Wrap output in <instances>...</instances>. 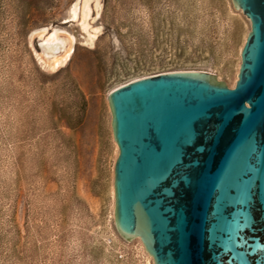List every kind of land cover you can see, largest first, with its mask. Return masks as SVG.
I'll return each mask as SVG.
<instances>
[{"label": "rangeland", "instance_id": "rangeland-1", "mask_svg": "<svg viewBox=\"0 0 264 264\" xmlns=\"http://www.w3.org/2000/svg\"><path fill=\"white\" fill-rule=\"evenodd\" d=\"M87 2L83 28L79 0H0V264H150L114 225L108 94L172 69L237 78L250 22L231 0ZM68 35L64 63L39 62Z\"/></svg>", "mask_w": 264, "mask_h": 264}, {"label": "water", "instance_id": "water-1", "mask_svg": "<svg viewBox=\"0 0 264 264\" xmlns=\"http://www.w3.org/2000/svg\"><path fill=\"white\" fill-rule=\"evenodd\" d=\"M250 29L233 87L203 69L108 94L114 225L152 264H264V0H231Z\"/></svg>", "mask_w": 264, "mask_h": 264}, {"label": "bare ground", "instance_id": "bare-ground-1", "mask_svg": "<svg viewBox=\"0 0 264 264\" xmlns=\"http://www.w3.org/2000/svg\"><path fill=\"white\" fill-rule=\"evenodd\" d=\"M81 2V14L80 16L77 14L76 6L77 3H74L71 7V17L70 20L81 19V24L83 28H85L86 23L85 18L89 14V8H88V2L87 0H79V3ZM79 19V20H80ZM38 35L43 39L44 44H46L49 48H54V45L56 41H58L59 37V29L57 27H52L49 30H46L45 28L39 29ZM66 43L64 44L61 52H53L48 58H43L40 55H37V59L42 64H46L52 68H56L62 63H64L71 55L73 50V36L68 35L66 37ZM140 240V239H139ZM147 257L150 258V256L147 254ZM150 264H152V259H150Z\"/></svg>", "mask_w": 264, "mask_h": 264}]
</instances>
